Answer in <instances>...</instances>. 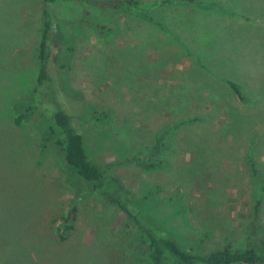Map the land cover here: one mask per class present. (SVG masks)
I'll list each match as a JSON object with an SVG mask.
<instances>
[{
	"label": "rangeland",
	"instance_id": "1",
	"mask_svg": "<svg viewBox=\"0 0 264 264\" xmlns=\"http://www.w3.org/2000/svg\"><path fill=\"white\" fill-rule=\"evenodd\" d=\"M209 1L226 13L181 2L155 14L170 32L120 12L108 18L114 30L103 33L69 23L97 17L98 6L58 0L56 14L68 21L60 30L79 34L77 49L66 74L54 67L66 55L51 58V80L39 91L48 98L60 92L76 112L83 94L94 109L112 111L104 134L97 135L94 118L85 123V143L96 161L137 196L157 185L162 196L179 189L173 201L154 206L152 196L144 206L153 207V217L180 242L196 245L206 235L204 248L216 249L245 246L249 230L264 240V201L255 218L245 164L252 147L264 171V0ZM41 12L42 0H0V264H133L124 216L65 181L60 159L52 148L42 151L31 121L14 124V104L28 101L37 83ZM183 119L158 153L167 166L146 171L114 163L151 148L160 129ZM72 205L75 227L60 240L57 218Z\"/></svg>",
	"mask_w": 264,
	"mask_h": 264
},
{
	"label": "trees",
	"instance_id": "2",
	"mask_svg": "<svg viewBox=\"0 0 264 264\" xmlns=\"http://www.w3.org/2000/svg\"><path fill=\"white\" fill-rule=\"evenodd\" d=\"M84 1L92 6H98L107 15H101L102 12H100L97 17L84 15L77 21L69 22L82 29L81 32L91 29L103 33L112 32L114 26L110 24L109 16L112 18L113 15L120 12L146 19L163 31L170 32L164 17L155 14L181 2L192 6L193 9L226 13L219 3L209 0ZM57 2L58 0H42V39L38 52H36L39 64L37 83L32 89L31 98L28 101L14 104V124L20 127L27 121H31L40 135L42 151L52 148L60 159L65 181L76 189L77 193L95 195L124 216L131 230L128 240L133 246L129 252L133 264H264V240L256 238L254 230L247 232L248 238L245 246L227 244L216 249H206L202 243L206 235H203L196 245L185 244L176 239L153 217L151 213L153 207L150 209L146 205V209L143 200L147 202L148 199L155 196L154 206H158L175 200L178 197L179 189L171 196H162L160 195L162 188L157 185L145 192L144 196H137L119 176L109 172L108 165H100L86 145L85 129L87 127L85 123H90L88 118H94V122L98 126L97 135L98 133L104 134L110 129L105 126L101 129L102 124L109 123L112 111L108 108L94 109L93 105L86 102L82 91H80L83 94L80 103L82 109L78 112L69 108L67 97H63L60 92L59 96L53 95L48 98L45 92L39 91L42 84L51 80L48 71L51 58H56L60 53L66 55L63 61L60 60L58 64L54 65L55 68L64 69L63 72L66 74L70 64L69 59L77 49L76 40L79 38V34H76L74 30L69 33H63L60 30V24L68 21L58 18L56 14ZM57 38L62 41L56 44ZM67 42H71V45H67ZM226 82L240 100L248 101V97L238 83L229 79ZM43 101H50L51 104L42 105ZM188 120L190 121V119ZM186 122L187 120L183 119L174 125H166L156 133L151 148L144 152L140 150L130 152L128 155L121 156L114 163H132L146 171L167 166V162L158 157V153L160 149H165L170 145L169 138L166 139L167 135H172L179 126ZM251 148L246 151L245 164L251 173L254 191L253 216L257 218L264 201V171L260 162L254 159ZM138 204L142 205L141 208L134 206ZM76 214L77 207L72 205L57 218L60 222L56 227V235L60 240L66 239L74 229Z\"/></svg>",
	"mask_w": 264,
	"mask_h": 264
},
{
	"label": "crops",
	"instance_id": "3",
	"mask_svg": "<svg viewBox=\"0 0 264 264\" xmlns=\"http://www.w3.org/2000/svg\"><path fill=\"white\" fill-rule=\"evenodd\" d=\"M40 44V43H39Z\"/></svg>",
	"mask_w": 264,
	"mask_h": 264
}]
</instances>
